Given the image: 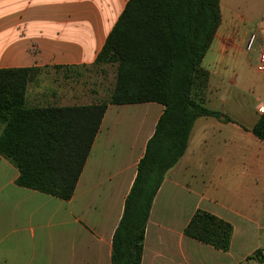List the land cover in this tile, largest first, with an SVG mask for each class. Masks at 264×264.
I'll list each match as a JSON object with an SVG mask.
<instances>
[{
    "label": "crops",
    "instance_id": "0c3cea01",
    "mask_svg": "<svg viewBox=\"0 0 264 264\" xmlns=\"http://www.w3.org/2000/svg\"><path fill=\"white\" fill-rule=\"evenodd\" d=\"M127 2L0 0V69H38L26 90L30 107L98 103L68 80L94 65ZM259 14L264 27V0ZM236 24L219 26L201 61L205 107L219 116L195 120L185 153L167 171L141 264H264L254 258L264 256V140L251 133L263 115L257 107L264 103V74L253 68V77L241 61L253 50L246 51L252 33ZM163 109L152 102L107 105L69 200L17 186V169L0 157V264H111L114 230ZM197 210L231 225L226 252L184 236Z\"/></svg>",
    "mask_w": 264,
    "mask_h": 264
},
{
    "label": "trees",
    "instance_id": "16d2710c",
    "mask_svg": "<svg viewBox=\"0 0 264 264\" xmlns=\"http://www.w3.org/2000/svg\"><path fill=\"white\" fill-rule=\"evenodd\" d=\"M221 23L219 0H128L94 65L116 64L109 100L86 106L30 107L26 90L38 69H0V157L18 171L16 185L69 200L107 105L164 107L148 140L111 241V264H141L153 200L168 170L185 153L196 119L218 117L205 107L200 64ZM264 140V114L251 128ZM232 227L197 210L185 237L226 252ZM254 258L264 263L257 252Z\"/></svg>",
    "mask_w": 264,
    "mask_h": 264
},
{
    "label": "rangeland",
    "instance_id": "374dc122",
    "mask_svg": "<svg viewBox=\"0 0 264 264\" xmlns=\"http://www.w3.org/2000/svg\"><path fill=\"white\" fill-rule=\"evenodd\" d=\"M260 3L261 0H219L221 14L220 31L227 29L229 26L231 27V22L233 23L234 21V23L237 22L236 27L240 26L244 31L256 34L259 38L261 36L264 37L260 32V30H264L263 25L259 21L261 17L259 14ZM232 30L234 29L232 28ZM256 46H260L259 42H256L247 59H245L244 54L241 55V61L244 59V62L250 67V73L253 74V77H256V74L253 72V68H255L253 54ZM245 68L249 69L247 67ZM73 72L68 82H72L77 90L83 91L81 88L89 90L92 102L97 101L101 103L109 100L116 79V64L93 65L89 68L79 69ZM30 87L31 92L29 97L31 100H35L36 86L31 84Z\"/></svg>",
    "mask_w": 264,
    "mask_h": 264
},
{
    "label": "built area",
    "instance_id": "2783aa9c",
    "mask_svg": "<svg viewBox=\"0 0 264 264\" xmlns=\"http://www.w3.org/2000/svg\"><path fill=\"white\" fill-rule=\"evenodd\" d=\"M256 42H259L260 46L258 50L257 64L255 66V69L259 73L264 74V38H259L256 34H251L248 37L246 51H251ZM257 111L264 114V103L258 105Z\"/></svg>",
    "mask_w": 264,
    "mask_h": 264
}]
</instances>
